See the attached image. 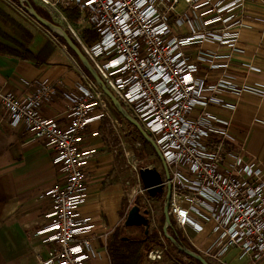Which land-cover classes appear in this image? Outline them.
<instances>
[{
	"label": "built area",
	"instance_id": "obj_1",
	"mask_svg": "<svg viewBox=\"0 0 264 264\" xmlns=\"http://www.w3.org/2000/svg\"><path fill=\"white\" fill-rule=\"evenodd\" d=\"M33 1L78 43L106 88L150 136L168 175L162 164L159 170L136 165L111 103L66 46H59L77 73L76 80L68 78L71 88L65 79H43L28 82L31 92L23 97L0 89L5 122L49 149L60 176L58 185L40 197L50 200L51 211L33 234L47 246L39 264H92L97 258L94 224L79 215V208L87 200L85 184L96 155L86 143L94 133L87 130L102 124L111 134L110 145L117 142L136 174L128 197L140 196L138 207L146 211L149 226L157 228L159 217L139 176L144 168L160 174L162 195L169 187L171 224L204 259L228 264L226 255L236 250L239 262L264 264V172L256 160L244 158L230 121L213 111L234 110L223 94L264 99V85L237 81L236 68L260 72L239 60L244 55L240 31L258 23L239 11L245 0ZM66 11L78 15L77 25ZM83 30L91 31L95 41L88 43ZM204 44L225 51L207 50ZM212 75L218 76L215 82L209 80ZM55 101L66 107L52 120L41 110ZM161 243L147 252L148 262L164 258L169 247Z\"/></svg>",
	"mask_w": 264,
	"mask_h": 264
},
{
	"label": "crops",
	"instance_id": "obj_2",
	"mask_svg": "<svg viewBox=\"0 0 264 264\" xmlns=\"http://www.w3.org/2000/svg\"><path fill=\"white\" fill-rule=\"evenodd\" d=\"M239 11L247 18L258 20L240 31L239 46L244 55L239 60L260 69V72L236 68L237 81L264 85V0H245ZM12 46L0 47L8 50V53H0V89L3 92L23 97L31 92L28 82L65 79L66 86L71 88L68 78L76 80L77 73L59 48L50 54L29 48L42 58L35 64L17 56L18 51ZM203 47L217 50L214 44H204ZM217 51L224 52L225 49ZM217 77L212 75L210 82H215ZM222 98L234 104V110L213 111L230 121V132L242 148L244 158L256 160L264 172V99L231 94H223ZM65 105L63 101H55L43 107L41 113L56 120L63 116ZM101 128L103 126L93 125L87 130L94 133L86 143L96 150V155L88 169L87 200L79 208V215L93 222L97 236L98 255L92 264H110L107 242L126 218L123 182L119 178L116 181L115 160L106 151L107 138L102 135ZM59 181V173L52 164V152L41 143L32 142L19 129L8 126L5 111L0 107V264H39V260L46 256L47 246L33 234L46 224L45 216L51 211L50 200L40 197ZM235 255L236 250H232L225 261L247 264L239 262Z\"/></svg>",
	"mask_w": 264,
	"mask_h": 264
},
{
	"label": "rangeland",
	"instance_id": "obj_3",
	"mask_svg": "<svg viewBox=\"0 0 264 264\" xmlns=\"http://www.w3.org/2000/svg\"><path fill=\"white\" fill-rule=\"evenodd\" d=\"M9 3H5L2 0H0V47L2 46H12L16 42H27V46L30 49H33L35 51H41L45 53H51L56 48L61 49L59 46H63L64 44L61 42L60 38L55 35L54 33H50L47 35L46 31H44L41 26H39L36 22H34L27 14H24L19 10V5L15 3L14 0H8ZM33 2L37 7H39L33 0H30ZM41 8V7H39ZM42 9V8H41ZM185 9V6L183 4H180L177 7L178 12H182ZM43 10V9H42ZM69 19L72 23L77 25V14H69ZM84 31V30H83ZM85 40H89L91 38L90 35H85ZM60 44V45H59ZM16 46V44L14 45ZM13 47V46H12ZM13 49L17 50L18 52L21 51V48L13 47ZM59 54H57L58 56ZM61 56V55H60ZM113 112L117 119V112L114 110L112 106ZM121 124L123 125L122 130L127 134V138H130V140L127 142L126 148L130 151H133L134 154L137 156V162L136 165L138 167H145L150 165H155L157 170L160 169L161 162L160 160L151 152L149 147L142 143V141L139 139V137L136 135L135 132L124 122L119 120ZM102 129V135L104 138H107L106 140V151L110 153L115 160L116 164V172H117V179L121 182H123L124 186V208L125 210H129L132 206H141V198L139 195H136L133 199V201H130L128 195L132 194V192L135 190L136 185V174L132 171L129 162L125 160L122 153L120 152V148L117 147V142L113 141V144L110 145L109 139L111 138L110 132L105 128L106 126L104 124ZM123 138V137H122ZM141 142L142 147L140 149H134L133 144L135 142ZM111 147V148H110ZM163 195H161L162 197ZM154 203H152L153 208L156 210V219H158L157 228L149 226V233L153 234L154 231L158 232V227L160 224V217L162 215V205H163V198L158 199L153 198ZM131 206V207H129ZM172 225V224H171ZM176 231L179 235H181L173 226L171 227ZM126 236H132L133 234L130 232L125 231ZM156 243L150 244L147 248L149 251L150 249H156L160 248V243L162 239H165L164 237H159ZM188 243V242H187ZM201 243V242H200ZM189 245V244H188ZM190 246V245H189ZM191 247V246H190ZM192 248V247H191ZM194 249V248H192ZM194 251H196L194 249ZM143 252V251H142ZM166 252L164 255V258L161 261L158 262H148L146 258L143 259L144 264H193V262L186 257L179 254L177 251H172L169 248L166 247ZM198 253V252H197ZM145 254V253H144ZM199 254V253H198ZM201 255V254H199ZM203 257V256H202Z\"/></svg>",
	"mask_w": 264,
	"mask_h": 264
},
{
	"label": "water",
	"instance_id": "obj_4",
	"mask_svg": "<svg viewBox=\"0 0 264 264\" xmlns=\"http://www.w3.org/2000/svg\"><path fill=\"white\" fill-rule=\"evenodd\" d=\"M17 1L20 9L26 12L34 22H36L39 26L49 31L50 33L52 32L55 35H57L64 42L66 48H68L70 51L73 52L75 57L80 62L81 66L87 71V73L90 75L92 80L99 86V88L106 96V98L109 100V102L111 103L117 114H119L120 117H122L127 123L132 125L138 131L139 135L143 138V140L150 145V147L154 151L155 156L160 160L162 164L165 177L168 178L166 166L164 165L162 161V157L159 151L157 150L154 142L150 138V136L141 128L138 122L129 115V113L121 106V104L106 88L102 80L97 75L96 71L90 65V63L88 62L84 54L80 51V49L74 44L73 40L69 37L66 31L61 26L39 16L34 10V8L31 6V4L28 2V0H17ZM139 176L143 184V187L147 190V193L151 198H156L159 195H162V186H161L162 178L155 169L153 168L141 169L139 172ZM169 198H170V191L168 187L162 205V215L164 218L162 233L164 238L168 240L171 243V245L178 252L182 253L184 256L192 259L195 262H198L199 264H208V262L201 255H199L197 252L190 250L187 247L181 246V244L168 233V229L172 227L171 221L167 213ZM146 214H147L146 211L141 212L138 206H132L127 213L123 225L125 227H144L145 234H147L149 229V222L148 219L146 218Z\"/></svg>",
	"mask_w": 264,
	"mask_h": 264
},
{
	"label": "trees",
	"instance_id": "obj_5",
	"mask_svg": "<svg viewBox=\"0 0 264 264\" xmlns=\"http://www.w3.org/2000/svg\"><path fill=\"white\" fill-rule=\"evenodd\" d=\"M16 4H18L17 0H14ZM28 2L31 4V6L34 8V10L36 11V13L41 16L42 18L52 22L51 18L47 15V13L42 10L41 8L37 7L33 2H31L30 0H28ZM77 21V20H76ZM73 22V21H72ZM66 33L69 35V37L73 40L74 44L80 49V46L78 45V43L71 37V35L69 34V32L67 30H65ZM92 35L91 38L89 40H87L88 43H92L93 41H95V36L94 34L89 31L86 30L83 32V37L86 38L85 35ZM61 40V39H60ZM61 42L64 44V42L61 40ZM16 47L21 48V51L18 52L17 56L21 57L24 60H28V61H34L35 64L39 63L42 61V58L38 55L33 53L29 47L27 46V42H21V43H15ZM14 44V45H15ZM65 45V44H64ZM68 52L77 60L81 70L90 78V75L87 73V71L81 66L80 62L78 61V59L75 57V55L73 54L72 51H70L67 48ZM82 52V51H81ZM0 53H8V50H6V48H0ZM117 117L119 118V120H121L122 122H124L126 124V126H128L129 128H131L133 130V132L136 133V135L139 137V139L142 141V143H144L145 145H147L149 147V149L151 150V152L154 154L153 149L150 147V145L145 142L143 140V138L139 135L138 131L129 123H127L122 117H120L119 114H117ZM164 197L165 195H163L161 197V195H159L157 198L158 199H162L163 198V202H164ZM163 223H164V218L163 215H161L160 217V224L158 227V232L154 231L153 234H150L149 231L147 234H145V229L144 227H124L123 225L119 228H117L113 234L110 236L108 242H107V246H106V251L108 253L109 259H110V264H144L143 263V259L146 258V254L148 252L147 248L150 244H154L157 241V234L160 236L159 237H164L163 233H162V227H163ZM125 231L132 233V236H126ZM168 233L174 237L183 247H187L190 250L194 251V249H192L187 241L185 240V238L181 235H179L176 231H174V229L169 228L168 229ZM164 242L167 244V246L169 247L170 250L172 251H177L172 245L171 243L166 240L163 239ZM160 246H162V243H160ZM143 251V252H142ZM178 252V251H177ZM196 252V251H194ZM145 253V254H144ZM179 254H181L182 256H184L182 253L178 252ZM186 257V256H184ZM187 259L191 260L193 262V264H199L198 262L193 261L192 259L186 257ZM208 264H212L210 261H208L207 259H205Z\"/></svg>",
	"mask_w": 264,
	"mask_h": 264
}]
</instances>
